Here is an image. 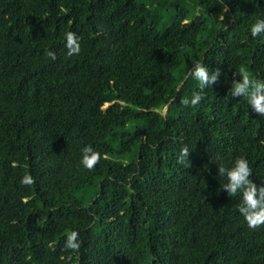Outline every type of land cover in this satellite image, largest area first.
<instances>
[{"label":"trees","instance_id":"obj_1","mask_svg":"<svg viewBox=\"0 0 264 264\" xmlns=\"http://www.w3.org/2000/svg\"><path fill=\"white\" fill-rule=\"evenodd\" d=\"M261 17L264 0H0V264H264V222L218 173L243 156L264 186V115L229 94L241 67L264 78ZM197 59L219 72L203 90Z\"/></svg>","mask_w":264,"mask_h":264},{"label":"clouds","instance_id":"obj_2","mask_svg":"<svg viewBox=\"0 0 264 264\" xmlns=\"http://www.w3.org/2000/svg\"><path fill=\"white\" fill-rule=\"evenodd\" d=\"M249 31L252 37L264 33V17L257 18L251 24ZM65 45L69 56L78 54L80 51L79 38L71 31L66 33ZM46 54L52 59L56 58L52 51H48ZM188 75L195 79L199 88L203 90L218 78L219 72L216 71L209 75L208 67L197 59L189 68ZM235 76L238 78L231 80L229 94L232 97H245L248 106L254 112L264 115V78L253 76L243 67L235 71ZM202 99L201 91H193L189 97H183L181 103L185 106H196ZM189 152L190 150L186 146L182 147L177 158L178 162L184 164L188 160ZM99 155L90 145H85L81 149L80 162L85 168H92L99 159ZM218 173L221 176H226L227 182L221 187L227 189L229 195L240 194L241 203L238 210L248 222L249 227L264 222V186H257L250 179L251 168L247 158L238 156L228 167L218 165ZM21 183L31 184L32 177L25 175L21 178ZM78 236L79 233L75 230L69 232L65 238L64 247L79 250L81 241Z\"/></svg>","mask_w":264,"mask_h":264}]
</instances>
